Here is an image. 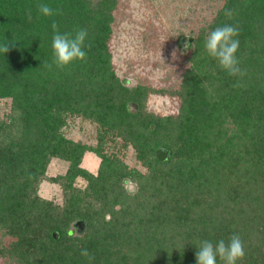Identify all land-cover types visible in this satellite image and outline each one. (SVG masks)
I'll list each match as a JSON object with an SVG mask.
<instances>
[{"label":"trees","instance_id":"1","mask_svg":"<svg viewBox=\"0 0 264 264\" xmlns=\"http://www.w3.org/2000/svg\"><path fill=\"white\" fill-rule=\"evenodd\" d=\"M42 3L59 14L41 15ZM115 3L0 0V46L9 42L0 51V111L8 104L0 116V257L89 264L87 249L91 264H196L200 241L238 234L245 255L237 264H264V0H224L188 40L177 113L163 117L141 109L147 90L128 88L115 73ZM53 21L61 32L87 30L83 61L52 65ZM223 25L239 31L242 77L206 54L208 34ZM69 117L96 126L95 147L64 136ZM115 139L133 148L145 174L126 172L103 152ZM159 148L168 153L163 162L154 156ZM85 152L99 158L95 174L80 165ZM50 160L67 164L50 178L60 203L37 194ZM125 178L138 183L134 196Z\"/></svg>","mask_w":264,"mask_h":264},{"label":"rangeland","instance_id":"2","mask_svg":"<svg viewBox=\"0 0 264 264\" xmlns=\"http://www.w3.org/2000/svg\"><path fill=\"white\" fill-rule=\"evenodd\" d=\"M223 2L116 0L109 41L112 65L115 73L128 82V88L139 86L147 90L141 105L147 114L161 117L176 115L178 99L175 94L190 54V47L185 49L184 46L206 28ZM7 105L4 103L5 110L0 111V116L7 113ZM130 108V111L135 109ZM62 131L73 142L96 146V126L84 119L69 117ZM102 150L115 157L126 172L145 174V167L130 145L124 146L119 139H115L114 143L108 141ZM98 163L99 158L94 153L85 152L80 165L95 174ZM66 166V162L50 160L45 170L47 178L40 183L37 191L41 199L60 203L59 188L51 183L50 178L63 174ZM1 242L7 244L8 239ZM7 262L6 258L0 257V264Z\"/></svg>","mask_w":264,"mask_h":264},{"label":"clouds","instance_id":"3","mask_svg":"<svg viewBox=\"0 0 264 264\" xmlns=\"http://www.w3.org/2000/svg\"><path fill=\"white\" fill-rule=\"evenodd\" d=\"M38 11L45 17L59 14L48 4L43 3L38 5ZM232 14L231 10L225 11V15L228 17H231ZM28 19L31 20L30 14ZM51 28L53 30L51 41L52 65H55L58 69H64L74 62L83 61L86 58L87 53L84 50L86 47L85 41L88 36L86 29L78 28L71 32H61L55 21L52 22ZM238 35L239 31L233 25L219 26L208 34L204 44L206 54L217 61L221 70L225 71L229 76L234 77H242L245 74L240 68L239 60L236 56L239 48ZM8 45L9 42L7 41L0 46V51L7 53L9 51ZM188 46L186 43L185 49ZM121 183L128 195L134 196L139 190L138 183L130 178H125ZM196 249V264H217V258L223 264H237L245 255L244 244L238 234L231 235L227 243L224 240H219L214 245L210 240H202ZM81 255L89 260V264L94 259L87 249H82Z\"/></svg>","mask_w":264,"mask_h":264},{"label":"water","instance_id":"4","mask_svg":"<svg viewBox=\"0 0 264 264\" xmlns=\"http://www.w3.org/2000/svg\"><path fill=\"white\" fill-rule=\"evenodd\" d=\"M167 155V151L162 148L157 149L154 153L155 159L158 162H163L167 158Z\"/></svg>","mask_w":264,"mask_h":264}]
</instances>
